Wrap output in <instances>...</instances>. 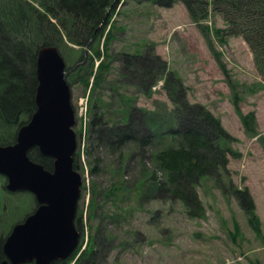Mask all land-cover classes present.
<instances>
[{"label": "rangeland", "instance_id": "1", "mask_svg": "<svg viewBox=\"0 0 264 264\" xmlns=\"http://www.w3.org/2000/svg\"><path fill=\"white\" fill-rule=\"evenodd\" d=\"M112 18L110 70L98 85H91L92 77L82 79L84 69L77 71V45L59 47L75 113V162L82 178L78 244L94 248L87 263L264 264V84L248 45L225 33L218 13L192 21L179 0L171 6L122 0ZM145 50L165 59L181 78L189 103L208 108L234 137L231 143L239 155L229 156L228 173L221 171L220 182L209 177L197 186L204 218L191 217L179 200L156 193L148 172L154 168L150 153L157 137L143 148L130 140L118 145L98 139L89 128L98 109L114 125L126 122L122 111L133 107L144 110L140 113L153 134L176 125L175 104L162 85L146 94L140 86L143 67L132 64L131 71H123V53ZM235 105L243 114H253L250 132ZM95 163L98 167L91 171ZM5 183L0 174V237L36 206L30 192L9 191ZM114 184L121 188L116 197L106 193ZM235 189L248 192L255 203L259 232L250 226Z\"/></svg>", "mask_w": 264, "mask_h": 264}, {"label": "trees", "instance_id": "2", "mask_svg": "<svg viewBox=\"0 0 264 264\" xmlns=\"http://www.w3.org/2000/svg\"><path fill=\"white\" fill-rule=\"evenodd\" d=\"M120 0H0V144L15 141L17 128L32 114L36 87L35 61L37 49L42 45H77L80 50L77 71L84 69L83 80L93 75L92 85L96 86L110 70L108 44L113 38L114 26L107 24ZM178 0H155L158 5L170 6ZM191 19L198 21L209 14V7L222 16L226 23L225 33L241 37L248 45L254 66L264 84V0H179ZM103 37L102 48L100 41ZM86 47L87 56L83 53ZM89 51L91 54H89ZM123 71H131L133 65H141V90L149 94L150 87L158 79H163L162 88L175 104V123L156 135L145 125L141 108L122 111L126 122L109 125L105 113L92 114L90 127L98 139L122 145L129 140L141 148L150 144L154 137L150 158L154 168L148 172L159 196L179 200L191 217H205L197 186L205 178L214 177L220 182L221 171L228 173L229 156L239 153L232 147V137L222 126L220 119L199 103H189L186 99L181 78L169 70L166 61L158 54L123 53ZM101 57V58H100ZM94 58H100L94 70ZM112 60V58L110 57ZM129 101V100H128ZM235 109L245 126L252 130V113L243 114L238 105ZM124 112V113H123ZM169 127V125H167ZM171 126V125H170ZM172 127V126H171ZM143 132L141 136L139 133ZM109 140V141H108ZM139 141V143H138ZM143 152V150H142ZM29 157L50 169L52 159L30 149ZM142 155V154H141ZM74 154V167L76 165ZM97 163L90 166L96 170ZM161 176L157 177L156 173ZM143 187V186H141ZM118 185L109 187L106 193L116 197ZM235 194L243 208L247 220L255 232L260 231L259 217L255 203L248 192L235 189ZM248 194V195H247ZM244 195V196H243ZM1 204V201H0ZM82 210L77 211L75 225L81 224ZM9 232V231H8ZM7 232V234H8ZM0 237V260L4 258ZM76 250L68 257L51 264H69ZM94 251L89 245L82 249L72 264H88Z\"/></svg>", "mask_w": 264, "mask_h": 264}, {"label": "water", "instance_id": "3", "mask_svg": "<svg viewBox=\"0 0 264 264\" xmlns=\"http://www.w3.org/2000/svg\"><path fill=\"white\" fill-rule=\"evenodd\" d=\"M65 62L56 45H42L35 61V108L20 125L15 141L0 144V174L10 191L31 192L36 208L16 222L2 243L0 264H50L66 258L76 247L79 232L74 219L81 176L73 168L75 123ZM36 147L52 158L51 169L33 161Z\"/></svg>", "mask_w": 264, "mask_h": 264}]
</instances>
